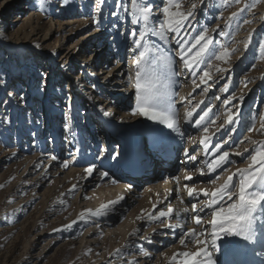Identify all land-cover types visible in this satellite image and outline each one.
<instances>
[{
	"label": "rangeland",
	"instance_id": "obj_1",
	"mask_svg": "<svg viewBox=\"0 0 264 264\" xmlns=\"http://www.w3.org/2000/svg\"><path fill=\"white\" fill-rule=\"evenodd\" d=\"M248 2L250 0H242L240 5L223 7L220 0H208V8L198 11L196 15L194 24L198 22L199 26L206 25L213 29L219 25V29L212 33L215 46L224 44L226 47L240 49L231 56L228 72H217L215 65L229 67V64L215 61L213 68L209 69L214 78L209 84L213 86L207 93L201 91L206 85L197 88L192 83L193 79L199 83L202 71L193 77L188 70L182 68L179 57L175 55V43L168 45L158 37H151L166 58L171 56L176 61L175 70L180 73L172 81L165 80L173 93L174 107L181 117V131L186 133L183 144L178 142L181 143L178 144L180 152L178 155L176 152L173 162H178L180 167L174 174L159 177L154 173L156 170L150 163V157L143 156L144 167L132 175L134 181L116 183L119 188L122 184L131 185L130 191L137 188L139 202L133 208H128V212L114 226L101 228L100 216H91L87 210L96 211L112 200L111 195L102 191V186L96 185L94 181L98 174L106 171L101 168L106 159L102 155L105 147H111L107 152V161L111 166L119 156L117 148L120 147V142H107L106 145L102 135L105 128L102 119L107 117L100 113L108 111L113 114L116 99L117 104L126 105L124 116L128 115L129 119H125V124L129 123L130 118H139L144 126L139 132V140L144 144L148 138L176 134L163 124L132 114L135 96L129 76L134 75L135 53L130 50L131 41L125 43V39L128 30L139 26L131 25L129 17L123 21V35L117 36V29L112 27L114 23H118L111 16L113 0H108L104 7L99 27L93 23L92 0H70L68 6L55 0V6L49 7L47 11L39 8V0H0V32L7 37L0 39V119L7 116L12 121L0 124V264H126L134 257L139 264H168L165 259L186 250L179 245L178 239L172 238L171 233H167L162 244L158 241L154 243L148 233L150 226H140L141 219L138 217H144L154 203H159L156 212L165 209L168 204L173 205L174 209L181 204V210L183 207L190 209L192 203L199 205L207 198L201 196L197 200L188 197L184 185L198 190L215 189L237 168L247 167L246 157L254 145L244 139L246 136L264 141V134L257 131L260 128V115L264 114V60L260 59L257 47L259 38L264 36V2L252 13H241L230 21L229 27H225L231 13ZM154 3L160 5L161 0H154ZM187 7L189 0L184 3V8ZM245 19L252 20L253 23L245 25ZM199 26L196 27L197 32L200 30ZM252 29L256 30L253 41L245 52L243 44ZM220 30L228 35H219ZM189 32L195 35V32ZM36 44L40 47L37 48ZM98 49L102 51L99 55V61L103 63L101 67L99 63L94 66ZM113 51L115 52L111 56L110 52ZM166 62L167 60L161 62L157 70L160 71ZM120 67L123 68V76L117 84L114 81L117 78H113V75ZM41 73L45 74L43 91L37 87ZM94 77L102 79L96 86L99 92L92 94L93 89H88V94L77 98L76 91L86 90L85 87H88L90 81L86 84V78L92 80ZM248 79L253 82L245 88L244 83ZM79 82V87L75 88L74 93L71 92L74 84ZM229 82V91L225 93L222 89ZM8 93L23 96L24 99L13 100ZM232 94L245 96L241 106V121L216 132V127L224 122V116H221L220 121L210 129V135H215L212 136V146L207 149L206 157L212 159L214 145L231 136L229 143L222 149L231 154V163L225 165V169L231 171L218 169L216 173L201 176L198 170L206 168L203 163L205 149L199 143L203 132L194 123L184 120V113L204 100L193 119H197L208 106H214L210 113V117H214L226 111L223 101ZM106 96L115 97V103H107ZM217 96L220 97L219 100L215 99ZM181 97H187L192 103L188 104ZM235 103L237 102L233 101ZM250 113L255 117L254 121L249 120ZM250 122L255 124L257 130L247 131ZM66 124L71 126L70 130L65 129ZM232 127H235V132L229 131ZM81 140L84 146L80 147ZM91 147H97V151ZM146 148L147 145H141L139 149L144 152ZM236 150L242 155H235ZM186 151H189V155L198 157L195 163L191 161L194 163L192 168L184 167L183 156ZM53 155L58 157L56 161L51 160ZM112 156L116 158L113 159ZM64 161L69 162V168H63ZM93 165V175L87 176L84 169ZM126 174L130 175L128 171ZM186 174H192L193 180L183 182ZM217 176L219 179L212 184L211 180ZM175 177H180L179 183ZM233 180L235 182L237 177L234 176ZM83 185H88L89 193L86 195L82 194ZM168 190H175L178 194L168 201L166 198L162 200L163 193ZM112 212L113 210L109 211L105 217L112 216L116 212L115 208ZM81 213L85 214L83 221L80 220ZM170 222L176 223L175 218ZM66 225L71 227L64 230ZM158 227L165 228L160 223ZM185 227L198 228L190 220ZM136 228H140L137 233ZM144 236L148 239H142ZM226 239L237 240L235 237ZM127 240L131 243L128 254L113 256L112 252L124 247ZM171 245L172 249L169 250ZM255 246L256 251L262 249L264 252V248L258 243ZM143 251L150 252V257H145ZM235 251L234 246L226 256L222 249L217 254L218 264L225 262V258L232 256Z\"/></svg>",
	"mask_w": 264,
	"mask_h": 264
},
{
	"label": "snow or ice",
	"instance_id": "obj_2",
	"mask_svg": "<svg viewBox=\"0 0 264 264\" xmlns=\"http://www.w3.org/2000/svg\"><path fill=\"white\" fill-rule=\"evenodd\" d=\"M264 2V0H250L244 3L243 7L238 8L237 11L231 13L225 27L230 26V21L237 18L241 13L248 11L254 12L257 6ZM108 0H92L91 9L93 13V23L99 27L102 23V13L104 7L107 6ZM185 0H161L160 5H156L154 0H113L111 16L114 17L118 23H114L112 27L117 29V36L124 33L123 21L130 17V24L133 26L128 30V40L131 41L130 50L135 53L134 75H130L129 79L132 82L135 96V107L133 110L134 116H142L150 121H155L159 124L165 125L172 132L183 138L184 133L181 131L180 121L181 117L178 110L174 107L175 101L172 99L173 93L170 90L169 84L165 82L172 81V78L178 76L180 73L176 71V61L171 56L167 58L156 47V44L151 37H158L160 41L165 44L171 45L173 42L177 46L175 55L179 57V61L183 69L188 70L193 77H196L198 72L202 71L199 76V83L196 79L192 80L195 87L200 88L201 85L207 87L202 88L203 93H207L208 89L213 85L209 84L214 78L209 69L213 68L215 61H221L224 64H229L230 58L233 54L240 51L237 47H226L224 44L215 46V37L212 33L219 29L209 28L208 26H199L198 22L194 24L198 11L208 8V0H189V7L184 8ZM223 7H231L232 4L240 5L242 0H220ZM59 4L68 6L70 0H59ZM55 6V0L50 3V0H39V8L47 11L49 7ZM121 13H124L121 16ZM99 14V15H97ZM252 20L245 19L243 24H251ZM199 26L200 30L197 32L196 27ZM195 32V35H191ZM255 29H252L247 39L244 41L243 49L248 51L253 41ZM219 35L227 36L228 33L220 30ZM6 35L0 32V39H6ZM37 48L39 44L35 45ZM260 59L264 60V36H261L257 42ZM167 62L163 68L158 71L161 62ZM203 66V67H202ZM216 71L225 73L230 70L229 67H220L215 65ZM45 74L39 75L38 90L44 89ZM248 79L244 83L247 88L249 83ZM229 84H225L222 91L227 93L229 91ZM95 87V85H93ZM9 97L13 100L23 101V96H13L8 93ZM215 99L219 100L217 96ZM181 100H187L188 104L192 101L187 97H181ZM245 100L244 94L239 96L232 94L223 103L226 106V111L214 117H210L213 112L214 106H208L202 110V114L197 119H193L196 110L204 103V100L197 102L190 110H186L183 119L189 123H194L197 128H201L203 135L199 143L204 146V155L207 157V149H209L212 141L210 129L220 121L221 116H224V122L216 127V132L225 128L227 125H237L242 118L241 106ZM233 101L237 103L233 104ZM7 103V101H5ZM228 105H232L228 107ZM71 108V105H69ZM105 116H110L111 113L104 111ZM249 120L254 121L255 117L249 114ZM12 121L7 117L0 119V124L11 123ZM39 123V121H36ZM70 125L66 124L65 129L70 130ZM235 127L229 129L230 132H235ZM257 130L254 123H249L247 131ZM264 134V114L260 115V128L257 130ZM35 136V133H33ZM246 141L254 145L251 152L246 157L247 167L237 168L235 172L228 175L225 181L215 189L209 191L207 188L197 189L184 185L188 197L196 198L199 200L201 196L207 198L201 201L199 205L192 203L190 209L185 207L181 210L185 214L184 218L178 220L173 224L170 221L174 218L176 210L170 205H166L165 209L159 210L156 214L148 213L147 218L151 221H158L163 227L173 230L172 234L175 235V230H180V235L177 242L181 245L184 251L174 253L168 258V264H218L217 254L221 253L222 249L224 254L235 246L236 242L229 237H238L250 244H259L264 248V141L253 140L246 136ZM231 136L228 139L216 143L214 145L215 152L212 159H204L203 163L206 168H200L199 174L201 176L216 173L218 169H225V165L231 163L230 152L227 150L222 151L224 146L229 143ZM244 141H240L243 143ZM79 151V148L76 149ZM247 151V149H245ZM118 155V154H117ZM187 159L190 161H197V155H188ZM235 155L240 156L242 153L238 150ZM115 159V156H112ZM57 156L53 155L51 160L56 161ZM63 168H69V162L62 163ZM231 171L230 169H225ZM95 171V166H89L84 169L87 176H92ZM103 177H108V172L101 173ZM237 177L234 182L233 177ZM177 183L180 177L174 178ZM185 180H193L192 174H186ZM219 177L211 180L215 184ZM116 183V181H112ZM75 187V186H74ZM131 188V185L128 186ZM121 196L118 200H111L101 206L100 209L93 211L88 209L91 216H103L109 211L114 210L119 200H123ZM191 213V215H188ZM205 217H208L205 219ZM144 219V217H138ZM80 220H85V214H80ZM194 222L197 227H185L188 221ZM73 223H76L73 221ZM71 225H66L64 230L70 228ZM59 230V229H57ZM155 232L156 230L153 229ZM167 235V233H164ZM135 235V233H133ZM142 239L147 240L146 236ZM151 242V241H149ZM134 245V242H133ZM191 246V247H190ZM117 255H122V250H116ZM145 257H150V252L143 251ZM264 256V252L260 253ZM126 264H139L135 259L129 260ZM220 264H225L221 261ZM264 264V260L260 261Z\"/></svg>",
	"mask_w": 264,
	"mask_h": 264
},
{
	"label": "bare ground",
	"instance_id": "obj_3",
	"mask_svg": "<svg viewBox=\"0 0 264 264\" xmlns=\"http://www.w3.org/2000/svg\"><path fill=\"white\" fill-rule=\"evenodd\" d=\"M114 52L115 51L110 52V55L112 56ZM101 53L102 51L98 49L96 59L94 60L95 67L98 65V63L100 67L103 64L101 63V61H99V55ZM79 72H81V70ZM81 76L82 75H80V77ZM122 76H123V68L120 67L118 71L116 72V74L113 75V78H117L114 81H116V83L119 84V80L121 79ZM87 81H90V82L88 83ZM86 82L88 83V87H85L86 90H80L79 92L76 91L75 94L77 98H81L85 96L86 94H88L89 93L88 89H93L92 94L98 93L99 91L97 90L96 86H98L100 82H102V79H97L94 77L91 80V78H86L85 83ZM79 84L80 82L74 84L75 85V87L73 88L74 90L71 88V90H73L71 92L74 93L75 88L79 87ZM93 85H95V87H93ZM113 99H115V97L106 96L105 101L109 104H113L115 103V100ZM117 102L118 101L116 99V108H114L113 110L114 113L111 114V116H105L102 112L100 114H103L104 117H107L106 119H102L103 120L102 122L104 123V127H105L104 131H102V135L105 138L106 145H107V142L111 143L114 141H119L120 147L117 148L119 150L118 152L119 156L117 160L114 162V164L110 166L109 161H107V157H108L107 152L110 151L111 147L110 146L105 147V150L103 151L102 155L106 159L104 163L102 164L101 168L106 170L109 173V176L100 177L101 174H98L99 176H96L94 182L96 185L100 184L103 189L102 191L105 190L106 191L105 193H107L108 195H111L112 200H118V198L121 196H123L124 199L119 200V202L116 204L115 206L116 212L112 216L110 217H107V216L105 217V215L100 216L101 219L99 221L101 224L99 226H101V228H108V227L114 226L115 222L118 220H121L123 216L125 215V213L128 212L127 211L128 208L129 209L133 208L139 202L137 188L130 191V188L128 187L129 185L122 184L121 187L119 188L116 186V183L118 181H121L123 183L133 182L134 179L132 178V175L135 173H138L144 167L142 164L143 156H148L146 158L150 157V163L152 164V166H155V170L157 171V172L155 171L154 173H156V175H158L159 177H163L166 175L169 176L171 174H174L180 167L178 162L173 164L175 157H176V152H177V155L180 152L179 147H178V144H179L178 142L180 141L182 143L186 137L185 132H183L184 133L183 138H181L177 134H172L169 136L159 135L151 139L148 138L147 143L144 144L143 141L139 140V132L142 129H144L143 124L139 121V118H136V117H133L132 119L130 118V121L128 123L129 125L125 124V119H129L128 115L124 116V110L127 106L120 104V103L119 105L117 104ZM118 105H119V108H117ZM146 129L149 130V128H146ZM141 145H144V146L147 145V148L145 149L144 152H141V150L139 149ZM79 146L80 147L84 146L83 140L79 142ZM91 149L94 151H97V147H94V149L91 147ZM185 153L189 155V151H186ZM76 154L78 155L79 151L78 152L76 151ZM183 157H184L183 158L184 167L192 168L195 162L191 163V161L187 159V156L185 154ZM204 159H206V157H204ZM127 171L129 172L130 175L126 174ZM182 180L183 182L188 181V180H185L184 177ZM112 181H116V183H113ZM87 187L88 185L82 186L81 189H82L83 195H86V193H89L87 192ZM176 194L178 193L175 190H172V191L168 190L163 193V196H162L163 198L161 199L163 200L164 198H166V201H168L170 200V198H172ZM158 206H159V203H154L153 207L147 210V212L145 213L146 215L144 216V219H141L140 221V226H145V225L150 226L148 233L151 234L153 238L152 241H154V243H157L158 241L159 244H162L164 237L167 236L164 233H171L173 239L175 238L178 239L180 235L179 229L175 230V235H173L172 234L173 230H170L167 228L160 229L158 227V224H159L158 221H151L147 218L148 213L156 214L153 210L157 209ZM171 206L173 207V205ZM180 207H182L181 204H178V206L175 207L176 213L174 214V218L176 220V223L178 220L183 219L185 216V214L181 212ZM188 215H191V213H189ZM153 229H155L156 231L154 232ZM139 231H140V228L138 229L136 228V233ZM235 238L237 239L236 244H235L236 251L235 253H233L232 256L225 258L226 259L225 264H260V261L264 260V256L260 255V253L262 252V249L259 251H256L254 249V247H256L255 245L250 244L249 242H245L238 237H235ZM128 240L125 242L124 247L121 248L122 255L124 253L128 254L130 250L129 247L131 243ZM171 249H172V245L169 247V250ZM112 253H113V256L117 255L116 252H112ZM117 256H121V255H117ZM166 261H168V259H165V262ZM109 264H112V263H109Z\"/></svg>",
	"mask_w": 264,
	"mask_h": 264
}]
</instances>
